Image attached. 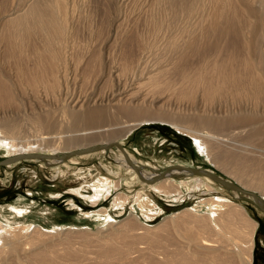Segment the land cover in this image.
<instances>
[{"label":"bare ground","instance_id":"6f19581e","mask_svg":"<svg viewBox=\"0 0 264 264\" xmlns=\"http://www.w3.org/2000/svg\"><path fill=\"white\" fill-rule=\"evenodd\" d=\"M131 2H137L140 10L150 14L155 35L151 34L153 39L149 40L130 29L131 34L120 36L123 46L116 58L106 53L99 57L98 51L97 54L86 49L80 54L75 44H69L68 15L71 9L76 10L72 0H23L19 8L0 18V44L5 47L4 54L8 53L5 58L14 60V73L21 80L17 83H25L31 92L29 98L24 95L28 103L23 105L16 95L15 82L1 68L4 61L0 62V125L4 133L1 146L12 152L31 151L23 154L50 152L61 156L72 149L119 141L142 124L167 123L190 136L197 151L207 159L224 164L242 188L254 193L258 190L264 196V151L253 148L255 143L264 146V121L260 119L264 116V0H112L114 6L124 8ZM119 16L118 13L114 22ZM116 32L105 38V47L115 42ZM158 39H164L165 45L157 46ZM175 97L194 103V111L186 114V108L183 111L178 106L169 110L168 102ZM163 99L166 102L159 104ZM55 100L59 105L52 106ZM221 101L230 106L225 105L223 110ZM23 122L34 134L21 135L25 138L18 143L15 139L23 131ZM235 138L244 142H236ZM58 151L60 154H56ZM122 155L120 162L133 168L141 181L154 179L156 183L151 187L161 195L181 193L183 181L175 183L174 176L197 175L199 183L201 177L215 182L176 167H191L181 164L148 174L131 162L127 152ZM63 161L58 158L45 163L52 166ZM165 168V175L159 176ZM95 183L92 195H83L80 187L72 191L96 205L103 193H110V181L99 178ZM166 183L169 187L163 186ZM119 198L115 197L113 204ZM217 201L228 209L218 222L211 221L209 233L214 237L201 236L198 229L186 231L193 259L185 257L183 261L230 264L226 254L236 251L242 259L240 264H250L257 223L240 205L223 198ZM236 220L249 227L250 235L243 246L235 241ZM19 232L0 223V234L4 233L0 250L8 247L16 252ZM128 247L107 261H132L140 250Z\"/></svg>","mask_w":264,"mask_h":264},{"label":"rangeland","instance_id":"374dc122","mask_svg":"<svg viewBox=\"0 0 264 264\" xmlns=\"http://www.w3.org/2000/svg\"><path fill=\"white\" fill-rule=\"evenodd\" d=\"M75 1L72 0V3H75L73 6L76 10L71 9L67 28L71 32L69 34L72 39H69V44H75L78 51L81 50L80 54L86 49L96 53L98 51L99 57H101L100 54L106 53L116 58L120 54L121 45L123 46L121 38L127 33L140 34L141 37L149 40L155 35L151 31L152 24L148 17L150 14L140 10L137 2L136 4L131 2L124 8V6H114L112 0H99L101 3L98 0H95L96 3L94 0ZM21 4L23 0H0V18L17 6L19 8ZM138 12H141V16ZM118 13L121 17L119 16L118 22H114ZM1 28L0 26V30ZM115 32L118 33L117 41L115 40L110 46L108 43L105 47V38ZM158 42L157 46L165 45L164 39L160 41L158 39ZM3 49H5L4 45L0 44V62L4 61L0 63L1 68L4 74L6 72V75L15 82L16 95L21 98L23 105H26L27 97L31 92L27 85H24L25 83L22 85L17 83L21 80L14 73V60L10 57L7 59V52L4 54ZM77 57H80L79 54ZM163 101L164 99L159 104L166 102ZM57 102L53 101L52 106L59 105ZM168 103L171 106L169 110L179 107L185 111L186 108V114L192 113L195 108V104L191 101L176 97L170 98ZM217 103L219 105V101L216 102V107ZM223 103L222 101L220 103L223 110L226 106L227 108L230 106L229 102L223 101ZM260 119L264 121V116L261 115ZM27 125L23 122L22 126L25 128L22 127L23 131L17 136L21 140L15 139L18 143L22 142L23 138L29 135L32 137L34 134L32 129H29L30 131L26 129L29 128ZM1 128H3L2 125H0V142L4 143V133ZM229 135L225 133L224 136L228 138ZM231 140L229 136V141ZM235 140L244 142L241 138H235ZM118 142L127 152L131 162L148 174L158 173L166 166L181 164L212 170L215 175L241 186L234 174L227 171L224 164L207 159L205 155L197 151L190 136L178 132L167 123L142 124ZM1 143L0 160L31 152H12L11 148L1 146ZM253 148L264 151L261 143L253 144ZM41 154H50V152ZM122 157L121 151L113 146L107 150L73 156L61 164H53L54 166L35 159H25L0 166V223L6 225L8 229L20 231L18 250L14 252L8 247L1 249L0 264H112L118 262L107 261V258L118 257L119 252L129 249V245L138 247L140 253L134 254L132 261L121 264H185L183 258L193 259L190 256L186 231L198 229L202 231L201 236L207 237L211 234L214 237L212 233H209L212 227L210 223L218 222L228 209L227 205L217 201L218 198L240 205L257 223L252 236L250 264H264V212L258 210L243 195L231 192L208 178L201 177L199 183L197 177L195 178L197 175L174 176L175 183L183 181L180 187L181 193L170 196L161 195L151 187L156 182L141 181L133 168H127L120 162ZM99 178L110 181V193L107 196L103 193L96 205H92L90 200L72 191L73 188L80 187L83 195H92L93 189L96 188L92 185L96 184ZM163 186L169 187V184L166 183ZM253 191L257 195L261 194L258 190ZM115 197L120 198L116 204H113ZM261 197L264 200V196ZM236 221L235 241L243 246L247 236L250 235L249 227ZM1 234L4 235V233ZM226 257L229 258L230 264H240L242 261L236 251L227 253ZM256 258H258L257 262Z\"/></svg>","mask_w":264,"mask_h":264},{"label":"water","instance_id":"95a60500","mask_svg":"<svg viewBox=\"0 0 264 264\" xmlns=\"http://www.w3.org/2000/svg\"><path fill=\"white\" fill-rule=\"evenodd\" d=\"M113 146L117 147L126 156V152H125L123 146L118 141H113V142H107V143L94 144V145H90V146H87L84 148L74 149V150H71V151L61 155V156H58L55 154H36V153L17 154V155H13V156H9V157H6L4 159H1L0 160V166H6V165L15 163V162L20 161V160H25V159H39V160H42L44 162H46L47 160H56L58 158H61L63 160H67V159H69L73 156H76V155L95 152V151L102 150V149L107 150ZM134 167H135V169H137L136 166H134ZM176 167H181L183 169H187V170L192 171L194 174L204 175V176H208V177L212 178L215 182L219 183L220 185H222L223 187H225L229 191H234L240 195H243L244 198L247 199L252 204H254L258 208V210H260L261 212H264V202L259 198V196L256 193L249 191V190H246V189L238 186L237 184H235V183H233V182H231L225 178L217 176L213 172L207 171L205 169H199V168H195V167H183V166H176ZM168 168H165V170H163L159 174V176H164ZM143 181L152 182V183L155 182L154 179L143 180ZM253 262H254V260H253Z\"/></svg>","mask_w":264,"mask_h":264},{"label":"flooded vegetation","instance_id":"af4514ba","mask_svg":"<svg viewBox=\"0 0 264 264\" xmlns=\"http://www.w3.org/2000/svg\"><path fill=\"white\" fill-rule=\"evenodd\" d=\"M258 261V258H256V262Z\"/></svg>","mask_w":264,"mask_h":264}]
</instances>
